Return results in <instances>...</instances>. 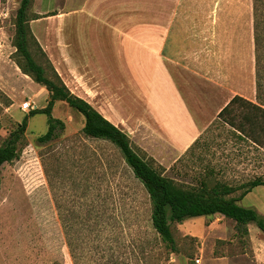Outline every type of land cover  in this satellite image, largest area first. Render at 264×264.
Masks as SVG:
<instances>
[{
  "label": "rangeland",
  "instance_id": "1",
  "mask_svg": "<svg viewBox=\"0 0 264 264\" xmlns=\"http://www.w3.org/2000/svg\"><path fill=\"white\" fill-rule=\"evenodd\" d=\"M20 2L0 0V145L33 110L25 109V102L40 109L49 100L47 88L19 66L24 58L14 40ZM116 2L122 1L31 0L34 40L29 48L35 60L53 79L56 70L73 94L96 109L90 88L94 74L104 79L113 98L101 103L119 117L117 126L130 135L137 151L178 184L191 187L208 179L211 185L220 181L238 187L264 177L263 150L218 117L233 95L256 101L253 0L179 1L167 52L178 41L188 44L180 56L190 67L185 77L194 84L192 90L202 96L196 98L200 109L192 110L206 125L200 140L182 154L174 153L145 113L144 85L130 88L136 83L134 70L140 69L144 78L148 65L142 68L124 56L122 35L109 28L113 19L100 17L106 16L105 5ZM121 21L126 19L114 22ZM144 55L148 63L150 56ZM178 72V78L185 75ZM152 80L146 77L147 90ZM240 110L235 103L226 116H235L238 123ZM53 115L64 128L51 141L40 142L48 129L47 116L29 117L18 157L2 168L0 264H75L70 241L78 264H197L196 258L200 264H264V232L254 223L248 233L242 232L235 220L221 214L174 223L178 247L168 253L152 226L149 195L120 149L86 136L85 117L65 101L55 103ZM240 204L264 215V186Z\"/></svg>",
  "mask_w": 264,
  "mask_h": 264
},
{
  "label": "trees",
  "instance_id": "2",
  "mask_svg": "<svg viewBox=\"0 0 264 264\" xmlns=\"http://www.w3.org/2000/svg\"><path fill=\"white\" fill-rule=\"evenodd\" d=\"M30 2L31 0L20 2L14 44L24 58V62H19L20 68L35 82L47 88L49 100L47 106L31 110L0 145V188L2 168L5 163L18 157L19 144L27 129L28 118L36 114H45L48 129L38 139L40 142L51 141L57 135L58 128H64V122L53 115V108L57 101H65L85 117L83 132L86 136L108 140L120 149L133 176L143 184L149 195L152 226L168 253L176 251L178 247L172 225L197 216L221 214L235 220L242 232L248 233L250 223L256 224L264 232V215L256 208L240 204V201L256 187L264 186V177H255L238 187L220 181L211 185L208 179H202L196 186L180 185L137 151L126 131L106 118L87 100L73 94L56 70H52L55 79L50 77L46 67L35 60L29 48V41L34 37L30 26ZM253 16L256 101L235 95L221 109L218 117L237 130L240 138L251 141L257 150L264 152V0H253ZM235 103H238L241 109L238 112V123L235 116L231 118L226 116ZM237 191L241 192L236 195ZM72 243L70 241L68 244L72 249L74 263L78 264Z\"/></svg>",
  "mask_w": 264,
  "mask_h": 264
},
{
  "label": "crops",
  "instance_id": "3",
  "mask_svg": "<svg viewBox=\"0 0 264 264\" xmlns=\"http://www.w3.org/2000/svg\"><path fill=\"white\" fill-rule=\"evenodd\" d=\"M121 1L105 5L103 9L106 16L100 17L113 19L109 28L122 35L124 44H121L120 48L123 55L130 61L137 60V64L142 68L148 65L144 78L140 69L134 70L132 80H135L136 83L131 82L130 88L144 85L145 91L147 90L144 83L146 77H153L152 88L148 89L146 93L142 92L144 95L146 94L148 101V104L145 103V113L157 126L159 135L173 147L174 153H185L189 147L200 140L206 125L202 124V121L195 116L192 110L200 107V104L196 103V98H202V96L192 90L194 84L189 83L185 77L190 67L185 64L186 57H181L180 54L183 53L181 51L188 49V44L185 40L178 41L177 46L171 49L172 52H167L168 39L178 14L180 0ZM129 18H138V20L132 21ZM115 19H126V22L121 21L116 25ZM144 53L150 56L149 64L145 60ZM153 65H156V68ZM176 70L179 71V74L184 73L185 75L181 74V79L178 78ZM92 82L90 91L93 97H96L97 110L114 124H120L119 117L116 119L111 114L112 112L101 103L102 98H108V100L113 98L110 86L96 74H94ZM142 93H137V95H141L140 97L143 98ZM234 96L224 103L218 114ZM205 123L207 124V119ZM162 130L166 132L163 133ZM154 136L156 137V135Z\"/></svg>",
  "mask_w": 264,
  "mask_h": 264
},
{
  "label": "built area",
  "instance_id": "4",
  "mask_svg": "<svg viewBox=\"0 0 264 264\" xmlns=\"http://www.w3.org/2000/svg\"><path fill=\"white\" fill-rule=\"evenodd\" d=\"M24 108L25 109H30V108L34 109L35 108V104L32 103L31 101H27V102L24 103ZM196 262H197V264H200L201 263V259L200 258H196Z\"/></svg>",
  "mask_w": 264,
  "mask_h": 264
}]
</instances>
